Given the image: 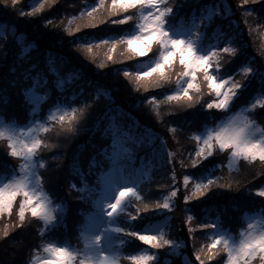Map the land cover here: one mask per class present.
<instances>
[{
	"label": "trees",
	"instance_id": "trees-1",
	"mask_svg": "<svg viewBox=\"0 0 264 264\" xmlns=\"http://www.w3.org/2000/svg\"><path fill=\"white\" fill-rule=\"evenodd\" d=\"M32 3L34 1L18 0L14 7L0 5V114L2 117L12 119L18 124L45 117L57 95L54 84L58 79L65 81L68 95L76 94L80 104L85 103L86 98L93 96L96 100L99 97L100 100L107 99L100 109L94 108L99 102L93 104L95 106H92L83 129L73 136L71 141L65 142L60 139L61 141L58 142L55 137L50 139L48 135H45L52 143L63 142L66 145V147L51 148L42 154L49 171H41V175H49L50 179L45 190L65 205L68 215L61 213L57 227L41 234L39 229L43 227V221L28 214L25 222H30L29 228H26V224L23 230L14 228L9 234L13 236V241L9 242L8 237L0 239V243L5 242V245H0V264H28L46 243L69 242L74 246L82 245L81 232L86 224V214L94 210V198L89 197L88 193L93 190V186H98L97 178L100 173L111 166L101 149L106 148L109 155L112 153V137L105 135L104 129L113 122V116L120 126L122 141L126 144V148L130 149V152L125 154V163L131 167L141 168L142 173L146 171L142 182L148 188L143 190V195L148 197L147 202L162 200V196L167 195L169 190L167 186L172 183L173 170L178 177L175 186L179 189L177 197L173 198L172 209L145 213L141 219L135 220L123 217L121 226L140 230L145 225L162 220L166 217L164 216L166 212L171 217L168 220L169 223L174 224V210L180 209L186 216L193 215V226L200 223L215 224L219 218L224 228L234 230L240 219H244V211L249 212L258 208L264 210V199L256 196V190L264 185V178L251 184L252 180L248 173V175L238 174L235 180L224 175L225 182L233 184L231 188L218 187L206 197L183 201L182 196L185 194L182 184L183 175H191L194 183L198 179H203L209 172L217 176L221 168L219 163L226 165V152L218 151V157H207L201 164L195 166L184 167L179 163L181 159L188 163V154L194 153L198 147L194 143L193 132L201 131L207 124L216 122L224 115L235 111L254 95H264V45H261L262 50H260L256 45L246 42L249 40L243 36L248 30L254 38L264 23V8L260 3L252 6L255 14H249L246 17L244 7L238 5V0H181L179 2L174 8L173 16V22L178 24H187L193 17L203 15L212 5L225 12L226 5L230 8V13L224 15L220 13L212 18L201 39L205 46L216 41L213 44L215 46L223 47L228 43L237 49L235 55H225L220 71L225 76L235 74L234 79H242L243 85L232 102L230 111L209 110L200 103L183 111L177 109L169 111L170 108H166L165 113L162 112L159 116L146 101L150 95L166 93L164 89L155 88L154 92L151 89L128 91L124 85H120L121 79L117 77V74L121 73L119 70L123 67L138 70L133 61L108 64L101 69L99 64L107 59L106 54L101 55V58L88 60L82 55L81 50L75 47V44L89 42V37L103 39L106 35L119 34L120 29L112 31L107 28V25H103L104 27H87L76 33H68V21L73 13L69 10V1L57 0L55 4L46 6L35 14H31ZM21 12L24 14L22 15ZM48 21L53 23L49 24ZM114 26L116 28V25ZM122 27H125L122 34L130 30L124 25ZM243 30H245L244 33ZM233 33L239 35L232 37ZM244 67H252L254 71L245 77L242 72ZM52 68L56 71H51ZM29 73V78L25 79V75ZM37 74L40 76L41 83L35 89L43 93L52 89V96L42 103L36 112H32L33 103L29 102L25 95V87L32 86V77H36ZM44 77H47L46 85L43 84ZM167 87L171 88L168 85ZM80 89H83L82 93ZM201 91L207 95L204 100L212 98V94L207 91V85H204ZM15 106L16 109H14ZM160 107L162 108L163 105ZM199 107H201V114L198 118H194V114L199 111L195 108ZM108 109L111 111L109 112ZM249 116L256 117L258 123L264 125V106H261L256 113L254 109H251ZM173 127L177 129L176 133L171 131ZM107 136V143H104L103 139ZM169 152L174 154L173 157L168 156ZM60 155L64 157L62 160L52 159L53 156ZM93 157L96 160L95 165L90 163ZM246 163L247 160L240 158L239 166ZM16 164H19V161L5 152V145L1 141L0 175L12 170V165ZM262 167L264 169L263 161ZM89 181L93 184L86 185ZM72 182L77 185L76 189L70 188L69 185ZM192 186H194L193 183L189 191ZM246 187H250V192L247 193L248 201L235 199L238 195L237 191ZM248 202L249 205H247ZM15 209L14 213L18 216V208ZM73 213H76V218L72 223ZM17 220L18 218L15 221ZM177 229L178 227L171 228L168 238L175 240V238L183 237L187 240V236L181 229L178 232ZM165 231L168 232V227ZM204 231L211 234L214 229L197 227L194 233H190V243L192 238H199ZM25 236L29 238L28 242ZM118 237L122 238V234L119 233ZM77 239L80 240L79 245H77ZM132 242L134 247L140 248L138 247L140 244H136L134 240ZM123 245H127L126 249ZM123 245L122 251L125 256L130 251V242H125ZM196 250L198 249L192 250V254L187 252L188 254L184 255L182 252L186 253V248H176L171 255L162 257V262L159 261L157 264H199L195 258ZM124 256L122 260L127 257ZM226 257V253H221L219 261L205 260V264H223Z\"/></svg>",
	"mask_w": 264,
	"mask_h": 264
},
{
	"label": "snow or ice",
	"instance_id": "snow-or-ice-1",
	"mask_svg": "<svg viewBox=\"0 0 264 264\" xmlns=\"http://www.w3.org/2000/svg\"><path fill=\"white\" fill-rule=\"evenodd\" d=\"M56 2L57 0H41L38 7L31 9V14ZM177 2L178 0H110L109 4L108 0H93L79 13V17L73 16L68 21L67 32L76 33L84 28H95L105 23L124 25L130 29L118 37L100 39L98 43L94 38L89 37V42L75 44V47L92 56L93 59L97 47H107L108 56L99 64L101 69L108 64L133 61L138 70L123 67L119 71L123 78L130 81L135 90L147 91L162 88L166 92L163 99H158L157 95H150L146 101L155 109L158 116L161 113L160 106L169 103L180 105L183 108H193L202 103L203 107L209 110L230 111L234 98L242 88L243 80L234 79L235 74L227 76L220 74L219 60L221 53L235 55L237 49L228 43L223 47L201 46L204 30L211 22L213 15L224 10L215 7L210 9L206 15L193 17L187 24H178L173 22ZM17 3L18 0H0V5L5 7H14ZM257 3L264 8V0H238V5L244 7L246 17L249 14H255L252 6ZM137 11L140 13L138 17L134 15ZM21 14L24 13L21 12ZM48 23L53 22L48 21ZM74 23L75 27H73ZM119 48L124 50L122 55L117 54ZM51 71L56 70L52 68ZM253 71L252 67L242 69L245 77ZM198 74L202 76V80L198 79ZM29 76L30 73L24 78L28 79ZM32 79V86L25 87V95L31 103L36 105L32 108V112H36L39 105L52 96V89H48L42 95L35 94L34 89L41 83L39 74ZM204 83L207 85V91L212 94V98L207 101L203 100L204 93L201 91ZM43 84H47V77H44ZM169 84H174V87L168 88ZM54 88L57 95L45 121L35 119L31 122V126L24 127L9 124L0 126V141L5 145V152L16 158L20 164L19 174H15L16 170L13 169L4 181H0V194L5 196L3 201H0V220L5 217L11 218L14 208H18V222L10 221L0 227V239L8 237L14 228L24 226L28 214L43 221V227L39 229L41 234H44L46 230L54 229L59 223L58 209L61 205L54 204V198L45 191L50 177L41 175V171H49L42 154L51 148L66 147V145L63 142L52 143L41 134L54 130L58 135L62 134L65 137L75 136L83 129L92 106L96 102V97H88L85 103L80 104L76 94L68 95L63 79L56 80ZM80 92L82 93L83 89H80ZM258 106H264V98L256 99L254 103L248 105L250 109H256ZM172 110L174 109H169V111ZM108 111L110 112L111 109ZM112 121L104 129V134L112 137V145L115 148L120 137V126L115 122V116L112 117ZM253 122V119L243 113L229 116L230 124H251ZM97 126H99V121H97ZM171 131L176 133L177 129L173 127ZM192 136L198 147L194 153L188 154V163L183 159L179 161L181 166L199 165L202 160L217 152L218 146L223 147L219 145L218 140L210 137V129L207 127L200 134L193 132ZM101 151L106 154L111 166L100 173L97 178L98 186H93V190L88 193L89 197L94 198V211L90 214L88 223L83 226L81 232L83 246H74L69 242H65L63 246L48 243L47 251L51 254L50 256L55 257L57 253H61L62 259L67 264H86L88 259L100 255L102 261L122 264L121 253L109 251L112 244L105 247V239L106 237L110 239L112 230L122 234V238L116 243L122 244L125 240L134 237L139 241L147 242L153 248L165 246L176 248L177 242L165 235L164 228L157 231H152L148 227L134 230L131 227H121L112 223V218L121 213H127L129 220H135L141 216V213L172 209L174 207L173 198L177 197L179 191L175 186L178 180L176 172L172 171V183L167 186L169 189L167 195H163L162 200L147 202V195H142V181L146 173H142L141 168L131 167L125 163V154L129 153L130 149L123 148L113 151L110 155L107 154L106 148ZM173 155L171 152L168 153L169 157ZM63 158V155L52 157L53 160ZM238 160V157H234L229 166L232 167ZM256 160L257 158H254L252 161ZM259 160L264 161V157H260ZM90 163L96 164L94 157ZM76 170L79 171V169ZM192 180L193 177L190 175L182 177L185 192L182 199L185 202L206 197L214 187L231 188L233 186L229 182L221 184V178L218 176L206 175L203 179L196 180L189 191V182ZM69 186L71 189L77 188L74 182ZM256 191L264 196V187ZM133 201L136 202L135 207L132 211H128ZM193 220V215L186 216L185 223L188 224L190 233H194L197 227L216 230L211 241L196 250L195 258L199 264H205V260H212L219 253H226V264H264V248L255 246L244 248V244L256 239L258 233L264 234V219H251V222L242 228V233L238 236L230 234L219 218H217V223L211 225L200 223L193 226ZM233 237L241 238V244L228 246V240ZM79 244L80 240L77 239V245ZM222 245L225 247L223 252L221 251ZM106 250L113 254L107 255ZM126 259L135 264H154L156 252L144 250ZM43 262L44 259L39 254L33 257V264H43Z\"/></svg>",
	"mask_w": 264,
	"mask_h": 264
},
{
	"label": "rangeland",
	"instance_id": "rangeland-1",
	"mask_svg": "<svg viewBox=\"0 0 264 264\" xmlns=\"http://www.w3.org/2000/svg\"><path fill=\"white\" fill-rule=\"evenodd\" d=\"M31 1H34V3H32L31 5H32V8L33 7H38L39 6V3L41 2V0H31ZM65 1H69V10H71V11H73V13H72V15H71V18L73 17V16H77V17H79V13L81 12V11H83V9L88 5V4H90V3H92L93 2V0H65ZM181 0H178V2H177V5L176 6H178V4H179V2H180ZM108 3L110 4V0H108ZM226 7H227V10H226V12L225 11H222L221 12V14L220 13H215L214 15H213V18H214V16L215 15H217V14H220V15H224V14H228V13H230V8L226 5ZM212 8H215L213 5L212 6H210V7H208V9H207V11H205L204 13H203V15H206L207 14V12L210 10V9H212ZM134 15H136L137 17L140 15V13L137 11ZM71 20V19H70ZM129 23H131V22H129ZM103 25H107L106 23L105 24H101V25H99V26H97V27H104ZM120 27H118V25H116V28H115V26L114 25H107V28H110V30H118V29H120L121 31H119V34H116V35H114L115 37H118L119 35H123V34H125V32L122 34V32L124 31L123 30V28H125V27H122L123 25H119ZM245 29H246V27L245 26H243ZM104 30H106L107 31V29H104ZM247 30V29H246ZM130 31V30H129ZM244 31L245 30H243L242 32L244 33ZM240 34H242V33H240ZM222 35V34H221ZM220 35V36H221ZM237 35H239L238 33H233V35H232V37L233 36H237ZM110 36V37H109ZM114 36H112V35H106L105 36V38H103V39H110V38H113ZM219 36V37H220ZM243 36L246 38V39H248L249 41H246V42H249L250 44H253V45H256L257 46V48L258 49H260V50H262V48H261V45H264V23H262V25H261V28L259 29V31H258V33H257V35L253 38V36H251L250 34H249V31L247 30V33H245V34H243ZM95 40H96V42H98L100 39L99 38H95ZM215 42L216 41H214V42H212V43H210V45H207V46H215V45H213V44H215ZM245 42V43H246ZM201 46H205V45H201ZM26 48V47H25ZM24 48V49H25ZM80 50V49H79ZM123 48H119L118 49V55H122L123 54ZM81 52L83 53L82 55L85 57V58H87L88 60H94V59H96V58H101V55H107L108 56V48L107 47H105V46H99V47H97L96 49H95V58L93 59L92 58V56H90V55H87V54H85L82 50H81ZM227 53H221L220 54V60H219V62H220V64H221V66L223 67V64H224V58H225V55H226ZM157 55H158V53H157ZM177 68H179V66L177 65ZM221 69H219V73L220 74H222L221 73V71H220ZM223 75V74H222ZM225 76V75H224ZM117 77L118 78H120L121 79V84L120 85H124L126 88H127V90L129 91V90H134L135 88H134V86L130 83V81H128L127 79H125V78H123L122 77V75H121V73H119V74H117ZM198 79H200V80H202V76H200L199 74H198ZM204 85H206V83H204V84H202V87L204 86ZM169 87H174V84H172V86H171V84H169L168 85ZM125 88V89H126ZM152 90V92H154L156 89H151ZM34 92H35V94H38V95H42V94H44L43 92H41V91H38L37 89H34ZM164 95H166V93H157V97H158V99H163L164 98ZM205 96H207V95H203V100H204V98H205ZM259 98H264V95H254L252 98H250V100L247 102V103H245V104H243V105H241L239 108H237L235 111H232V112H230V113H228V114H226V115H224V117H222L221 119H219L218 121H214L213 123H211V124H207L205 127H204V129L203 130H201V131H197L196 133L197 134H200V133H202V132H204L205 131V129H206V127L207 128H209V127H212V126H216V125H218L219 123H221V122H223V120L225 119V118H227V117H229V116H231V115H235L236 113H243L244 115H247V116H249V111L251 110L249 107H248V105L249 104H251V103H254L255 102V100L256 99H259ZM106 99L107 98H104V99H101L100 100V97L98 98V100H96V102H99L96 106L95 105H93V106H95L94 108H96V109H100V106L103 104V102L105 103L106 102ZM235 99V98H234ZM29 100V99H28ZM210 100V99H209ZM205 101H207V99L205 100ZM30 102V101H29ZM45 102V101H44ZM44 102H42V103H44ZM41 103V104H42ZM41 104L39 105V107L38 108H40L41 107ZM232 105V104H231ZM162 106V105H161ZM198 106V105H197ZM33 107H36V105L35 104H33ZM32 107V108H33ZM152 107V106H151ZM231 107V106H230ZM261 106H258L256 109H254V112L256 113L257 111H259V108H260ZM51 108V107H50ZM50 108L48 109V112L46 113V116L45 117H43V118H39L42 122L43 121H45L46 119H47V115H48V113H49V111H50ZM153 108V107H152ZM166 108H170V109H177V110H180V111H183L184 109H188V108H183V107H181L180 105H175V104H171V103H169V104H164L163 105V107L161 108V113L163 112V113H165V110H166ZM14 109H16V106H15V108ZM154 109V108H153ZM195 109H198L199 111L196 113V114H194V118H198L199 116H200V114H201V107H199V108H195ZM15 112L17 111V110H14ZM227 111V110H226ZM17 113H19V112H17ZM163 115V114H162ZM5 116V115H4ZM249 118L250 119H253L257 124H259L258 123V121L255 119V118H251V116H249ZM35 120V119H34ZM34 120H31L30 122H28V123H25V124H23V123H16L14 120H12V119H8V118H6V117H2V114H0V126H3L4 124H9V125H14V126H17V127H24V126H31V122L32 121H34ZM260 125V124H259ZM123 132V131H122ZM49 136V138L50 139H52L53 137H55L57 140H58V142L59 141H61V140H63V141H65V142H68V141H71V139L73 138V136L72 137H65L64 135H62V134H60V135H58L57 134V132L56 131H54V130H50V133H42L41 134V136L43 137V136ZM61 139V140H60ZM122 137H121V135H120V137H119V141H118V143H117V145H116V147L114 148L113 147V145H112V142H111V148H112V152L113 151H117V150H122L123 148H126L127 146H126V144L122 141ZM183 139V138H182ZM107 140H108V136L105 138V139H103V142L104 143H107ZM1 142V141H0ZM106 145V144H105ZM50 150V149H49ZM219 156V152L217 151V152H214L211 156H209V157H212V158H216V157H218ZM50 159V158H49ZM226 159H227V162H226V165L225 166H223V163H219L220 165H221V168H220V171H219V173H218V177H220L221 178V182H224L225 183V180H224V175H227V176H229L230 178H233L234 180L235 179H237L238 178V174H246V175H248L249 174V178L252 180L251 181V184H253V183H255V182H257L258 180H260V179H262V178H264V169H263V167H262V161H260L259 160V158H257V160L256 161H247V163L245 164V165H241V166H239V162H240V159L238 160V161H236L234 164H233V166L232 167H230L229 165H230V161L232 160L231 158H230V156H229V154L226 152ZM12 162H14V160L12 161ZM264 162V161H263ZM49 165H50V163H49ZM12 168L13 169H15L16 171H15V174H19V168H20V164H16V165H12ZM242 168V169H241ZM12 169V170H13ZM241 169V170H240ZM12 170H10V171H7L6 173H4L3 175H0V181H4V179H5V177L6 176H8V174L12 171ZM212 171H213V169H212ZM145 173H146V171H144ZM143 172V173H144ZM248 173V174H247ZM48 174V173H47ZM149 174H151V173H149ZM252 174H256V176H252ZM49 176V175H48ZM191 176V175H190ZM207 176H213L212 174H210V172L207 174ZM53 180L55 179V176L53 175ZM144 179H145V177H144ZM50 182H52V180L50 181ZM192 183L194 184V181L192 180L191 182H190V185H189V187H191V185H192ZM90 184H93L91 181H89L86 185H90ZM142 187H143V190L145 191V190H148V188L145 186V185H143V182H142ZM261 187H264V185H262ZM218 187H214L213 188V190H215V189H217ZM250 187H246L245 189H241V190H238L237 192H238V195H236V198L235 199H241V200H247L248 201V199H249V197L247 196V193H249L250 192ZM46 191V190H45ZM168 192V191H167ZM48 195L49 196H51L49 193H48ZM142 195H143V192H142ZM256 196H258L259 198H262V199H264V196H261V195H258V191H256ZM53 197V196H52ZM54 198V197H53ZM53 203L54 204H60L61 205V208L60 209H58V212L61 214V213H64L65 215H68V213H66V207H65V205L64 204H62V202L61 201H59V200H57L56 198H54L53 199ZM135 201H133L132 202V204L129 206V209H128V211H132L133 209H134V207H135ZM247 205H249V202L247 203ZM94 210H92V211H90L89 213H87L86 214V224L88 223V220H89V216H90V214L93 212ZM14 212H16V209L14 208ZM247 210L246 211H244V219H240V221L238 222V224H237V227L233 230V229H228V228H225V229H227L228 230V232L230 233V234H232L233 236H238V234L240 233V229H242V228H244V227H246L247 226V223H249V222H251V219H254V218H256V219H264V210L262 209V208H258V209H255V210H252V211H249V212H247ZM76 213H73V215H72V218H73V221H72V223L74 222V220H75V218H76V215H75ZM145 213H141V216L140 217H138L139 219H141V217L144 215ZM165 215L164 216H166V217H164L162 220H160V221H157V222H155V223H152V224H148V225H145V226H143V228H145V227H148V228H150L152 231H157V230H159L160 228H164V231L166 230V227H168V232H166V236L167 237H169L170 236V234H171V228H176V227H178V229H177V232L181 229V231L187 236V240H185L183 237H181L180 239L179 238H175V241L177 242V247L176 248H180V247H184V248H186V253H185V251L184 252H182V254H184V255H186V254H192L193 253V251L192 250H195V248H197V249H200V248H202V247H204L206 244H208L210 241H211V238H212V235H213V233L214 232H212L211 234L210 233H208V232H206V231H204V233L203 234H201L202 236H200L199 238H195V239H193L192 238V240H191V243H190V232L188 231V224L187 223H185V220H186V215L184 214V211H181L180 209L178 210H174V218H175V223L174 224H170L169 223V219L171 218V217H169L168 216V212H166V213H164ZM123 217H128L127 216V213H121V214H119V215H117L116 217H113L112 218V223H114V224H117V225H119V226H121V223H122V221H123ZM18 218V216L15 214V213H13V216L11 217V218H8V217H5V218H3V220H0V227H2V226H4V225H6V224H8L10 221H15L16 219ZM120 218H122V219H120ZM18 221V220H17ZM132 222V221H131ZM25 224H26V228H29L30 227V222H25ZM121 227H123V226H121ZM143 228H140V230L141 229H143ZM17 229V228H16ZM19 229H21V230H23V226H21V227H19ZM214 231H216V230H214ZM192 235V234H191ZM119 236V233L118 232H115L114 230H112L111 231V234H110V239L109 238H107L106 237V239H105V247L107 248L108 247V245L109 244H112V248L111 249H108L109 251H119L120 253H121V261H122V264H135V262H133V261H130V260H127L126 258L128 257V256H130V255H135V254H138L140 251H144V250H148V251H154V252H156V259H155V261H154V264H157L159 261L160 262H162V257H168L169 255H171L172 254V252L173 251H175L176 250V248H170V247H168V246H165V247H163V248H153L151 245H148L147 244V242H145V241H139V239L138 238H129V239H127V240H125V242L127 243V242H130V251L128 252V254L127 255H125V256H127V257H125L124 256V254H123V251H122V249H123V246L125 247V249H126V247H127V245H123L124 243H116L118 240H120L121 238H119L118 237ZM25 239H27V242L29 241V238L27 237V236H25ZM134 240V242L136 243V244H140V245H138V247H140L139 249H137V247H134V245H133V241ZM8 241L10 242V241H13V236L12 235H9L8 236ZM186 242H189V243H187L186 244ZM65 243V242H64ZM64 243H60V244H58V245H60V246H63V244ZM83 240H82V245L80 246V247H82L83 246ZM0 245H5V242L3 241L2 243H0ZM123 245V246H122ZM128 245H129V243H128ZM44 248V247H43ZM43 248H42V250L40 251V252H38L37 253V255L39 254L43 259H48L49 257H50V253H46V252H44L43 251ZM192 249V250H191ZM178 250H180V249H178ZM188 252V253H187ZM192 252V253H191ZM37 255H34L33 257H35V256H37ZM122 256H124L125 257V259L124 260H122L123 259V257ZM33 257L31 258V260L29 261V263L28 264H33ZM221 259V253H219L216 257H214L212 260H210V261H219ZM167 260V259H166ZM226 260H227V257H226ZM164 262H166V261H164ZM161 264V263H160ZM221 264V263H220ZM223 264H226V261H225V263H223Z\"/></svg>",
	"mask_w": 264,
	"mask_h": 264
},
{
	"label": "clouds",
	"instance_id": "clouds-1",
	"mask_svg": "<svg viewBox=\"0 0 264 264\" xmlns=\"http://www.w3.org/2000/svg\"><path fill=\"white\" fill-rule=\"evenodd\" d=\"M219 125V127H217ZM216 126L209 127L210 137L219 141L218 151L227 152L231 159L234 157L243 158L252 161L254 158L264 157V125H259L255 121L251 124L229 123V117ZM5 198L4 194H0V201ZM242 233V229H240ZM47 244L44 245L43 251L48 253ZM241 238L233 237L228 240V246L240 245ZM264 248V234H257L256 239L249 240L244 244V248L248 247ZM225 247L221 246L223 252ZM106 254L111 256L113 253L106 250ZM103 255V254H101ZM43 264H67L62 259V254L57 253L55 257L44 259ZM86 264H110L108 261H102L100 255L94 256L86 261Z\"/></svg>",
	"mask_w": 264,
	"mask_h": 264
}]
</instances>
